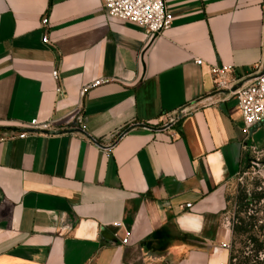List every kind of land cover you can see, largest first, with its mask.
<instances>
[{
	"label": "crops",
	"instance_id": "obj_1",
	"mask_svg": "<svg viewBox=\"0 0 264 264\" xmlns=\"http://www.w3.org/2000/svg\"><path fill=\"white\" fill-rule=\"evenodd\" d=\"M166 7L151 38L103 0H0V264L230 263L229 185L264 121L247 137L212 70L264 71V0Z\"/></svg>",
	"mask_w": 264,
	"mask_h": 264
},
{
	"label": "built area",
	"instance_id": "obj_2",
	"mask_svg": "<svg viewBox=\"0 0 264 264\" xmlns=\"http://www.w3.org/2000/svg\"><path fill=\"white\" fill-rule=\"evenodd\" d=\"M103 6L109 17L140 26L151 38L160 36L169 30L174 21L172 13L166 7V0H103ZM48 26L49 19L44 18L42 28L47 31ZM49 42V35L45 32L43 43L49 44ZM196 63L202 65L203 61L198 59ZM227 72V67H217L212 70L215 86L220 92L228 91L229 94L236 97L243 117L244 131L248 137L252 129L264 121V71L257 75L250 84L227 81L225 79ZM53 78L59 79L58 71L53 72ZM102 83V80H98L85 86L81 91V96L84 97L88 90L98 87ZM57 92L63 94L60 88L57 89ZM187 113V109H183L180 114L182 116ZM179 117V114L176 115L171 118L169 123L175 124ZM30 126L34 131H50L47 125H38L36 120L32 121ZM19 137L25 138L27 133H22ZM187 207H191V205ZM121 226V224H117V227Z\"/></svg>",
	"mask_w": 264,
	"mask_h": 264
},
{
	"label": "rangeland",
	"instance_id": "obj_3",
	"mask_svg": "<svg viewBox=\"0 0 264 264\" xmlns=\"http://www.w3.org/2000/svg\"><path fill=\"white\" fill-rule=\"evenodd\" d=\"M264 154L261 156L251 154L246 157L239 174L231 181L228 192V209L226 213V224L232 228L233 223H238L240 218L247 220L253 216L259 220L258 226L264 225ZM262 197L253 201L248 207H243L249 197ZM248 221V220H247ZM232 234L230 248L238 256L237 251L245 250L236 239L232 244ZM235 264L237 262L235 261Z\"/></svg>",
	"mask_w": 264,
	"mask_h": 264
},
{
	"label": "trees",
	"instance_id": "obj_4",
	"mask_svg": "<svg viewBox=\"0 0 264 264\" xmlns=\"http://www.w3.org/2000/svg\"><path fill=\"white\" fill-rule=\"evenodd\" d=\"M262 197H249L246 199V203H242V206L248 207L253 201ZM247 220L240 218L238 223L232 225V244L236 239H240L239 243L247 251H237L240 254L238 256L231 249L229 264H235V261L237 264H264V225L258 226L259 220L253 216Z\"/></svg>",
	"mask_w": 264,
	"mask_h": 264
},
{
	"label": "water",
	"instance_id": "obj_5",
	"mask_svg": "<svg viewBox=\"0 0 264 264\" xmlns=\"http://www.w3.org/2000/svg\"><path fill=\"white\" fill-rule=\"evenodd\" d=\"M255 78V77H254ZM171 125H173L172 123H169L166 127L164 128H169Z\"/></svg>",
	"mask_w": 264,
	"mask_h": 264
}]
</instances>
